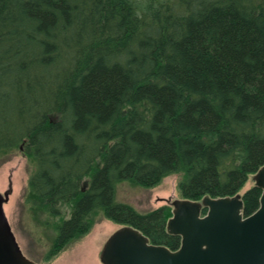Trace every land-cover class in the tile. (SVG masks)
<instances>
[{"label":"trees","instance_id":"1","mask_svg":"<svg viewBox=\"0 0 264 264\" xmlns=\"http://www.w3.org/2000/svg\"><path fill=\"white\" fill-rule=\"evenodd\" d=\"M24 143L32 213L70 210L58 249L101 211L177 250L172 208L115 186L182 172L183 199L233 197L264 166V0H0V164Z\"/></svg>","mask_w":264,"mask_h":264},{"label":"water","instance_id":"2","mask_svg":"<svg viewBox=\"0 0 264 264\" xmlns=\"http://www.w3.org/2000/svg\"><path fill=\"white\" fill-rule=\"evenodd\" d=\"M252 180L261 190L252 215L243 216L240 194L176 200L166 231L180 237L177 250L153 245L140 231L122 226L106 240L101 264H264V166ZM10 193H0V264H36L22 254L5 216Z\"/></svg>","mask_w":264,"mask_h":264},{"label":"rangeland","instance_id":"3","mask_svg":"<svg viewBox=\"0 0 264 264\" xmlns=\"http://www.w3.org/2000/svg\"><path fill=\"white\" fill-rule=\"evenodd\" d=\"M32 160L30 148L24 143L0 164V193L11 190L3 209L22 254L36 264H101L100 254L106 240L122 225L105 219L99 211L93 215L94 224L86 234L58 249L56 222L68 219L70 210L63 208V218L55 220L45 214H41L40 219L35 217L27 193L29 178L35 170ZM183 178L182 172L172 173L149 189L128 181L120 182L115 186L114 201L140 214L171 207L172 202L183 199L179 188ZM253 186L252 176H249L239 194L244 195Z\"/></svg>","mask_w":264,"mask_h":264}]
</instances>
